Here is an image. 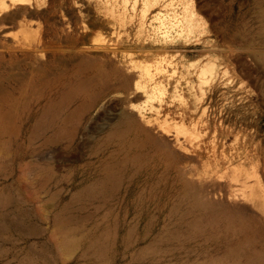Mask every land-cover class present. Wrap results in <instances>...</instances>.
<instances>
[{
    "label": "rangeland",
    "instance_id": "374dc122",
    "mask_svg": "<svg viewBox=\"0 0 264 264\" xmlns=\"http://www.w3.org/2000/svg\"><path fill=\"white\" fill-rule=\"evenodd\" d=\"M6 1L0 264H264V0Z\"/></svg>",
    "mask_w": 264,
    "mask_h": 264
},
{
    "label": "bare ground",
    "instance_id": "6f19581e",
    "mask_svg": "<svg viewBox=\"0 0 264 264\" xmlns=\"http://www.w3.org/2000/svg\"><path fill=\"white\" fill-rule=\"evenodd\" d=\"M6 0H0V13L3 11V10H5V8H6V4L8 3L7 1V3L5 2ZM23 0H10V2H11V4L12 5H15V3H17V2H21V3H23L22 2ZM152 0H145V6L147 5L148 7H150V6H152ZM6 3V4H5ZM20 3V4H21ZM148 3V4H147ZM148 11V8H146L145 7V10H144V12H147ZM202 71H211V70H207V69H202L200 72H202ZM139 79L141 80V82L142 83H144V85L145 86H147V87H150L151 89H153V88H155V87H158L157 86V84L153 81V79L150 77V76H148L147 74H141L140 76H139ZM161 90V89H160ZM131 129V128H130ZM156 144H159V143H156ZM160 146V145H159ZM116 164V163H115ZM118 177V176H117ZM115 182V181H114ZM8 192V191H7ZM4 195V194H3ZM12 199V198H11ZM9 201H10V199H9ZM14 202H15V200H13ZM2 204V203H1ZM0 212H2V211H0ZM14 214V213H13ZM2 216V215H1ZM8 221V220H7ZM13 225V224H12ZM15 225V224H14ZM32 225V224H31ZM15 227V226H14ZM30 229V228H29ZM29 229H28V231H29ZM1 231V230H0ZM34 233V232H33ZM30 234H31V232H30ZM67 239V238H66ZM103 245V244H102ZM99 246V245H98ZM89 247V246H88ZM90 247H91V245H90ZM33 253V252H32ZM35 254V253H34ZM30 256V255H29Z\"/></svg>",
    "mask_w": 264,
    "mask_h": 264
}]
</instances>
